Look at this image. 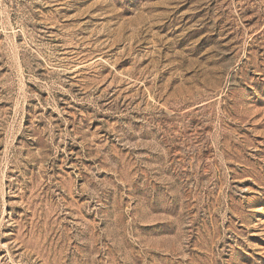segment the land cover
Instances as JSON below:
<instances>
[{
	"label": "rangeland",
	"instance_id": "rangeland-1",
	"mask_svg": "<svg viewBox=\"0 0 264 264\" xmlns=\"http://www.w3.org/2000/svg\"><path fill=\"white\" fill-rule=\"evenodd\" d=\"M0 264H264V0H0Z\"/></svg>",
	"mask_w": 264,
	"mask_h": 264
}]
</instances>
